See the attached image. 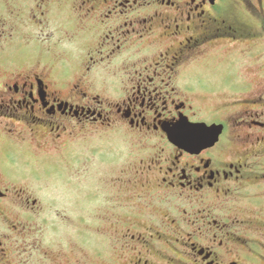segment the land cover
Segmentation results:
<instances>
[{"label":"flooded vegetation","instance_id":"flooded-vegetation-1","mask_svg":"<svg viewBox=\"0 0 264 264\" xmlns=\"http://www.w3.org/2000/svg\"><path fill=\"white\" fill-rule=\"evenodd\" d=\"M15 2L22 4L19 18L29 12L34 27L62 22V37L75 46L66 51L70 60L56 65L18 62L13 51L7 55L0 48V61L12 68L0 75V136L46 146L0 152L1 218L11 206L17 209L16 222L21 215H42L45 201L54 208L61 197L82 216L79 178L64 177V191H51L44 182L62 168L50 164L46 171L44 160L66 156L68 137L73 139L77 131L100 127L116 133L121 125L151 145V153L136 160L132 179L110 178L111 189L119 187L124 215L109 221L98 236H108L112 251L97 238V251L87 254L78 235L77 243L66 242L78 247L66 256L70 264H117V253L123 261L119 264H264V224L254 217L251 222L241 211L227 215L241 195L264 203V77L252 71L247 80L258 76L257 91L203 118L195 100L177 89L178 80L185 79L182 71H196L205 58L224 54L229 63L231 55L254 57L264 50V0H0V7L8 6L13 14ZM63 10L77 19L65 21ZM29 21L21 24L26 27ZM4 37L13 38L0 33ZM86 46L88 53L81 56ZM44 50L52 58V48ZM124 53L130 54L128 66L109 82L115 92L122 88V94L106 102L94 91L104 84L100 65H110ZM228 108L236 109L230 114ZM182 122L206 124L211 129L202 136L209 140L198 146L194 139L187 148L179 136H188ZM192 136H197L195 130ZM21 154L38 162L29 175L16 171L21 167L16 155ZM78 160L83 166V154ZM69 184L76 197L71 188L66 196ZM260 204L255 201L254 215L260 214ZM10 232L18 228L12 226ZM10 238H0V264H26L8 245ZM34 246L24 247L22 255L30 258L38 249Z\"/></svg>","mask_w":264,"mask_h":264},{"label":"rangeland","instance_id":"rangeland-1","mask_svg":"<svg viewBox=\"0 0 264 264\" xmlns=\"http://www.w3.org/2000/svg\"><path fill=\"white\" fill-rule=\"evenodd\" d=\"M14 5L13 14L12 12L10 14L8 6L3 7V9L0 7V16L2 17L0 33L4 32L5 36L11 34L13 36L10 41H6L7 37L0 39V48L2 50L5 48L7 55L13 51L14 57L20 58V60L18 58L16 61L30 62V65L31 63L36 65L40 61L56 65L64 59L70 60L67 58V56L70 57L69 54L72 51L69 48H74L75 45L72 44H75V42L62 37L63 33L59 28L62 22L53 20L48 27H34L28 20V17L30 19V16H28L29 12H23V17L19 18L18 10H22V4L15 2ZM63 11L62 16H64L65 21H75L77 19L70 12L71 10ZM23 21H29V25L23 26L21 24ZM81 38L84 37L81 36ZM57 41L63 43L57 46ZM46 48H52V58L48 56L51 55L50 53H45L44 49ZM67 50L70 52L67 53ZM87 53L88 49L86 46L83 47L80 55L86 56ZM205 57H211V55H206ZM72 59L75 58L72 57ZM127 59H130V54L124 53L121 57H115L110 62V65H100L104 69V71H99L102 74L104 84L94 87V91L101 94L102 100L106 102L110 101V99L114 100L122 94V88L117 89V92H115L109 87V82L113 75L119 74L120 71H124L128 66ZM228 59H231V61L224 63V54L219 59L205 58L196 71H182L185 79L178 80L177 89L186 94L188 93L192 101L195 100V108L200 118L208 116L211 111L212 114H215V111L224 103H235L244 95L258 90V76L252 75L255 82L247 80V78H249L248 76L252 71H259V78L264 77V50L257 51L254 57L239 53L229 56ZM81 62L79 59L78 63ZM25 67H28V64ZM6 69H12L11 65L9 66V64H4L0 61V75L7 72L4 71ZM193 94L196 95V98H194ZM234 109L236 108H228V113L231 114ZM68 139L71 140V143L67 147L69 152H66V156L63 158L57 156V161L54 159L44 160V170L46 171L50 164H56L62 168L61 171L54 172L49 176L44 185L49 184L51 191L58 192L59 187H62V190L64 189L63 186L65 184L62 180L64 177L70 176V179L79 178L78 184L84 187V191L78 190L79 196L83 194L84 197L82 216L77 209H70V205L66 204L68 200L65 197H61L63 203L59 201V203L54 205V208L45 201L42 204V215L37 214L33 218L28 219L27 215H21L16 222L13 216H16L17 209L13 208V206L5 209L10 213H7L4 219L0 216V238L11 235L8 245L18 250L16 256H22L21 260H25L26 264H70L66 256L78 249V247L71 245L72 242L69 244H66V242L72 240L77 243L78 235H82L84 238L83 245H80V247L84 246L82 249L87 254H93L97 251L94 245V243L100 241L97 238L109 244L110 251H112L108 236H98L101 234L99 233L100 231H107L109 221L119 220L124 215V209L119 204V187H117V192L112 190L110 178L113 177V179L125 181L132 179L136 160L144 159L151 153V145L140 135L129 133L121 125L117 127L116 133L113 130L100 127L94 129L85 128L83 131H77L73 139L71 137H68ZM20 141L10 140L6 135L0 136V152L8 147L18 150L19 153H25L26 148L42 149L46 147L44 143L36 142L29 138L24 143ZM48 153L52 152L48 150ZM82 154L85 158L83 166H81L82 162L78 160V157H81ZM130 154H133V156L129 157ZM135 154H139L136 159ZM16 158L21 165L20 170L16 169L17 172L29 175L28 172L37 167L36 164L38 162L33 160L31 154L16 155ZM67 169L69 172H77L78 175L70 174L69 172L66 175ZM59 174H62L60 175L61 177ZM29 182L31 183L32 180H29ZM72 184L66 186V196L69 194L68 189H72ZM78 186L81 188L80 185ZM63 191L59 193L52 192V196H61ZM73 192L76 197V192L74 190ZM94 192L100 195H95ZM249 199L251 198L241 195L235 207L229 210L227 215L235 217L236 213L242 212L251 222L254 217L255 219L253 220L264 224L263 201L256 199V197L254 200ZM255 201L261 203L258 216L253 214L258 208L255 205ZM76 205L73 204V206ZM63 211L66 213L63 217L62 215L53 214L54 212H62L63 214ZM12 226L18 228L17 233L10 232ZM252 229H254V226H252ZM105 238L107 241H105ZM33 243L37 245L38 249L32 252L28 251V253H32L30 258L23 256L24 247L28 250L34 249ZM46 252L49 254L46 255ZM114 258L117 264L123 263L118 253Z\"/></svg>","mask_w":264,"mask_h":264},{"label":"water","instance_id":"water-1","mask_svg":"<svg viewBox=\"0 0 264 264\" xmlns=\"http://www.w3.org/2000/svg\"><path fill=\"white\" fill-rule=\"evenodd\" d=\"M187 125H188L187 128L183 129L182 131L188 133V136L183 137L182 134L179 136L181 139H184L185 141L187 140L186 145L188 146V148H189V146H191V142L194 141V139H195L196 144L198 146L203 144L207 137L206 136L203 137L202 135L206 134L208 132V130L211 128H209L206 124H189V123H187ZM193 130L196 131L197 136L190 137V133H192ZM207 139L209 140V138H207Z\"/></svg>","mask_w":264,"mask_h":264}]
</instances>
